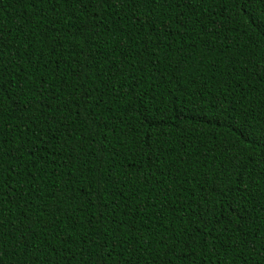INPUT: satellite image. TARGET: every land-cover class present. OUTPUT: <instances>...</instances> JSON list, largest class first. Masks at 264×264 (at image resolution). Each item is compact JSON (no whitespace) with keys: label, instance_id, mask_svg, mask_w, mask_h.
<instances>
[{"label":"trees","instance_id":"16d2710c","mask_svg":"<svg viewBox=\"0 0 264 264\" xmlns=\"http://www.w3.org/2000/svg\"><path fill=\"white\" fill-rule=\"evenodd\" d=\"M0 264H264V0H0Z\"/></svg>","mask_w":264,"mask_h":264}]
</instances>
